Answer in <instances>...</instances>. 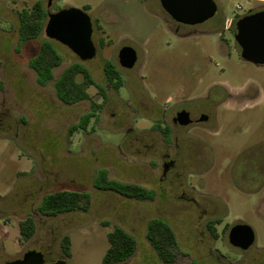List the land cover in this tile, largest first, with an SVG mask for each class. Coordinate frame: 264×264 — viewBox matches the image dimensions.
Here are the masks:
<instances>
[{
  "label": "rangeland",
  "instance_id": "rangeland-1",
  "mask_svg": "<svg viewBox=\"0 0 264 264\" xmlns=\"http://www.w3.org/2000/svg\"><path fill=\"white\" fill-rule=\"evenodd\" d=\"M38 1L47 16L76 8L93 23L91 59L81 61L52 41L62 62L46 86L37 83L30 61L49 39L44 30L24 43L19 35V13ZM215 1V18L181 28V37L159 0H55L49 8L47 0H0V207L10 205L8 214L17 220L29 214L35 221L33 236L23 241L17 222L0 217V264L28 250L42 253L41 264H102L108 234L118 225L137 241L134 256L122 264H164L146 239L154 219L176 234L182 251L176 264L264 263V175L256 177V164L244 163L245 155L263 154L257 145L264 144V67L244 61L234 40L235 22L264 8V0ZM126 46L137 53L132 69L119 64ZM106 62L121 74L118 90L106 77ZM73 63L82 64L97 83L88 92L99 108L86 129L71 132L91 112L90 101L67 105L56 94V80ZM214 85L245 95L248 106H236V97L217 105L216 123L213 104L220 94ZM181 104L212 118L186 129L201 141L168 146L162 129ZM214 127L217 134L209 132ZM167 156L176 160L168 169ZM102 170L109 179L154 191L155 199L137 201L96 189ZM61 190L89 193V211L41 215L44 196ZM214 220H219L216 237L205 228ZM238 224L255 232L246 254L228 240ZM65 236L71 238V257L61 248Z\"/></svg>",
  "mask_w": 264,
  "mask_h": 264
},
{
  "label": "trees",
  "instance_id": "trees-1",
  "mask_svg": "<svg viewBox=\"0 0 264 264\" xmlns=\"http://www.w3.org/2000/svg\"><path fill=\"white\" fill-rule=\"evenodd\" d=\"M46 10L42 2H36L31 10L24 9L19 13L20 19V42L24 43L38 38L46 24ZM62 62L61 55L55 49L53 42L46 40L42 43L38 55L31 59L30 67L37 74V83L46 86L53 79V70ZM104 71L110 84L117 90L122 87L123 80L120 72L114 64L106 62ZM82 76V80L78 77ZM98 86L90 72L80 63L69 65L55 82L58 98L67 105H73L82 101L91 102V112L85 115L80 125L72 127L71 132L82 128L86 129L90 119L99 108L91 98L88 89ZM164 135L167 137L168 132ZM94 187L96 189L112 191L125 198L137 201H153L155 192L136 184L124 183L107 177V172L100 171ZM91 207V195L87 192L61 190L44 196L39 213L43 216L52 217L59 214L81 211L88 212ZM219 220L209 223V231L216 235L215 225ZM35 231V223L31 218L21 224L20 233L24 238H31ZM146 239L158 258L164 264H176L179 254L182 252L173 229L160 219H154L148 224ZM109 247L104 254L102 264H122L132 258L137 250V241L133 235L122 227L115 226L108 234ZM61 248L67 257H71V238L65 236L61 241Z\"/></svg>",
  "mask_w": 264,
  "mask_h": 264
},
{
  "label": "water",
  "instance_id": "water-1",
  "mask_svg": "<svg viewBox=\"0 0 264 264\" xmlns=\"http://www.w3.org/2000/svg\"><path fill=\"white\" fill-rule=\"evenodd\" d=\"M55 0H47L48 8ZM165 13L176 23L196 26L205 23L217 13L215 0H159ZM44 33L50 41L66 46L81 61L91 59L95 55L92 40L93 23L86 12L76 8L63 9L57 13H48V21ZM235 40L241 48L243 60L264 65V11L246 16L237 22ZM119 64L124 69H132L138 60L136 51L123 47L118 54ZM179 116L184 124H189V114L182 112ZM229 243L232 247L248 250L256 240L254 230L245 224L234 226L229 232ZM34 253L27 259L34 257ZM32 264L42 261L34 258Z\"/></svg>",
  "mask_w": 264,
  "mask_h": 264
},
{
  "label": "flooded vegetation",
  "instance_id": "flooded-vegetation-1",
  "mask_svg": "<svg viewBox=\"0 0 264 264\" xmlns=\"http://www.w3.org/2000/svg\"><path fill=\"white\" fill-rule=\"evenodd\" d=\"M216 2V1H215ZM217 4V3H216ZM218 8V6H217ZM218 10V9H217ZM261 11H264V8H261L259 10H256V11H253V12H250L246 15H244L243 17H239L238 20L235 22V31H234V40H235V35L237 34V22L239 20H241L242 18L246 17V16H250L252 14H255L257 12H261ZM217 14V13H216ZM215 14V16H216ZM215 16L213 18H211L210 20L206 21V22H209L211 20H213L215 18ZM205 22V23H206ZM174 23L176 24V28H173L175 30L176 33L179 34V31L181 30V28H193V27H196V26H201L203 24H200V25H196V26H186V25H181V24H178L174 21ZM230 25H232V22L230 23ZM228 28V27H227ZM217 31V30H215ZM180 35V34H179ZM181 36V35H180ZM183 37V36H181ZM236 41V40H235ZM237 43V42H236ZM238 47L240 48L239 44L237 43ZM240 51H241V48H240ZM241 54V53H240ZM245 61V60H244ZM247 62V61H246ZM250 63V62H249ZM253 64V63H251ZM256 65V64H254ZM258 67H264V65H256ZM214 89L217 90L219 92L220 95H218L215 99V102L213 104L214 106V119L216 121V123H218L219 121V116H218V113L217 111L215 110V108L217 107V105H222V104H225L227 103L230 104L231 103V99L233 97H236L238 104H236V106L240 105L239 103H242L243 105V109L246 108L248 106V103H244L245 99H244V96L243 94H239V95H233L231 91H228V89L222 85H214ZM182 105V104H181ZM174 114L170 117L168 121V125H165V127L162 129V133H163V140L164 142L168 145V146H171L173 143H178V147H180V144L182 146H188V145H191V144H194L196 141H201V138L199 137H194L192 135H189L188 132L186 131L187 128L191 127V126H203V125H206L208 124V122L211 120V115L208 113H205V112H200V113H195L194 110H191L188 109V108H185L183 105L182 107H179V108H176L174 109ZM182 112H187L189 114L188 118L190 120V123L189 124H184L183 122V119L179 116L180 113ZM217 125V124H216ZM217 127V126H216ZM212 130L215 131V133L217 134V130L218 128H211L209 129V132L211 133ZM168 132V136L166 137L164 135L165 132ZM183 142H184V145H183ZM258 148H264V144L263 143H260L257 145ZM263 154H260L259 156H249V155H245L246 159L244 161V163H250V162H253L255 163L256 165L253 167V170H254V174L257 175L256 177H261L262 175H264V149H263V152H261ZM242 154V153H241ZM239 154L238 156H244V155H241ZM167 159L168 161L166 160L165 162V168H169L170 166H174L176 164V160L175 158L174 159H171L170 156H167ZM10 206V205H9ZM9 206H5V207H0V217H4V216H9L10 218H12L11 220L13 221V223L17 222L18 224V228H19V233H20V226L21 224L25 223V222H28L31 217L30 215H26V216H23L21 218H19V220L16 219L17 216H15L14 214H8V207ZM203 211H206V209L203 208ZM34 220V218H32ZM17 220V221H16ZM35 223V221H34ZM206 230L208 231L209 230V225L207 224L206 225ZM209 233L211 234L212 237H216L214 236L210 231ZM229 236V235H228ZM20 239H22L23 241H28L29 239L31 238H24L21 233H20ZM229 240V238H228ZM255 243L253 244L252 247H250L248 250H241V249H238L239 251L242 252V254H246V253H249V251L254 247ZM0 252H3V248L2 246L0 245ZM4 253V252H3ZM31 253H34V257L30 258V259H27V256L30 255ZM210 255H212V252L211 250L209 251ZM253 257V256H252ZM251 257V258H252ZM34 258H37L38 260L42 261V253L39 252V251H34V250H28V251H25L20 257L12 260V261H7L6 264H32V261L31 260H34ZM254 260V262L256 261L255 258H252ZM218 262H216V260L214 261V263L211 261L210 264H217ZM57 264H62V262H58ZM204 264H209V263H204ZM253 264H264V263H253Z\"/></svg>",
  "mask_w": 264,
  "mask_h": 264
},
{
  "label": "built area",
  "instance_id": "built-area-1",
  "mask_svg": "<svg viewBox=\"0 0 264 264\" xmlns=\"http://www.w3.org/2000/svg\"><path fill=\"white\" fill-rule=\"evenodd\" d=\"M237 8H238V9H241V6L238 5Z\"/></svg>",
  "mask_w": 264,
  "mask_h": 264
},
{
  "label": "crops",
  "instance_id": "crops-1",
  "mask_svg": "<svg viewBox=\"0 0 264 264\" xmlns=\"http://www.w3.org/2000/svg\"><path fill=\"white\" fill-rule=\"evenodd\" d=\"M121 196V195H120ZM123 197V196H122ZM125 198V197H124ZM134 200V199H133ZM119 227H121L120 225H118Z\"/></svg>",
  "mask_w": 264,
  "mask_h": 264
}]
</instances>
